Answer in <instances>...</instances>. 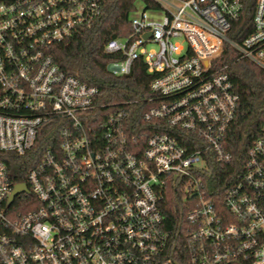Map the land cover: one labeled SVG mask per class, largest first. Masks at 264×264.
I'll use <instances>...</instances> for the list:
<instances>
[{
	"label": "built area",
	"instance_id": "obj_1",
	"mask_svg": "<svg viewBox=\"0 0 264 264\" xmlns=\"http://www.w3.org/2000/svg\"><path fill=\"white\" fill-rule=\"evenodd\" d=\"M143 1L162 20L130 15L105 50L121 56L114 76L142 58L152 94L110 104L50 53L103 0H0V151L36 154L26 182L0 158V264H264V126L232 183L213 177L235 161L225 137L239 105L219 58L230 46L264 69V0L241 40L229 34L243 0ZM17 183L28 191L11 202ZM170 185L184 195L177 234L160 207Z\"/></svg>",
	"mask_w": 264,
	"mask_h": 264
},
{
	"label": "trees",
	"instance_id": "obj_2",
	"mask_svg": "<svg viewBox=\"0 0 264 264\" xmlns=\"http://www.w3.org/2000/svg\"><path fill=\"white\" fill-rule=\"evenodd\" d=\"M136 0H103L104 10L94 24L80 28L63 42L57 43L50 49L52 57L60 68L75 75L83 82L94 85L100 91V99L110 104L124 103L133 99L143 101L150 97V83L155 74L148 73L142 58L135 61L131 74L114 76L109 73L107 66L110 62L121 58L118 53H108L106 44L116 37H125L131 33L129 22L131 12L135 9ZM244 11L239 20L233 23L229 36L241 40L252 28V14L255 0H243ZM219 58V65L226 66L233 86L238 95V108L226 139L227 149L236 157L233 164L224 165L220 171L214 172L216 186L225 189L232 183L234 170L240 166L247 149L257 137L262 135L264 126V69L259 68L253 61L240 58L230 46H225ZM138 115L142 123V114ZM50 128H46L35 148L41 150L49 146ZM35 152L26 155L3 153L0 158L7 163L14 182H26V174L35 165ZM166 198L161 203L164 214V226L177 234L181 226L186 224L185 213L181 209L183 194L179 187L170 185Z\"/></svg>",
	"mask_w": 264,
	"mask_h": 264
},
{
	"label": "rangeland",
	"instance_id": "obj_3",
	"mask_svg": "<svg viewBox=\"0 0 264 264\" xmlns=\"http://www.w3.org/2000/svg\"><path fill=\"white\" fill-rule=\"evenodd\" d=\"M136 10L132 12V16H138L141 12L146 11L148 14L149 20L160 21L164 16V12L162 10H153L150 8H146V4L143 0H136L135 2Z\"/></svg>",
	"mask_w": 264,
	"mask_h": 264
},
{
	"label": "water",
	"instance_id": "obj_4",
	"mask_svg": "<svg viewBox=\"0 0 264 264\" xmlns=\"http://www.w3.org/2000/svg\"><path fill=\"white\" fill-rule=\"evenodd\" d=\"M149 35H150V32H148V34L145 37L147 38ZM27 191H28V187L26 183H17L13 193L11 194L10 201L12 202L15 199L16 194L21 193V192H27Z\"/></svg>",
	"mask_w": 264,
	"mask_h": 264
}]
</instances>
